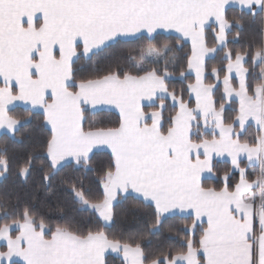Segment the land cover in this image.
<instances>
[{"label":"snow or ice","instance_id":"1","mask_svg":"<svg viewBox=\"0 0 264 264\" xmlns=\"http://www.w3.org/2000/svg\"><path fill=\"white\" fill-rule=\"evenodd\" d=\"M245 17L259 20L261 40L233 52L228 37L239 39ZM163 32L173 44L155 43ZM140 42L138 58L115 55ZM108 50L101 69L94 58ZM113 110L114 121L89 120ZM25 128L46 138L20 178L39 159L46 187L70 168L98 172V188L93 199L82 180L62 181L82 222L0 203V264H107L109 251L122 264H264V0H0V130L20 144ZM97 153L107 156L99 168ZM9 163L0 148V177ZM129 199L150 210L152 235L185 220L178 246L150 255L135 236L110 237Z\"/></svg>","mask_w":264,"mask_h":264},{"label":"trees","instance_id":"2","mask_svg":"<svg viewBox=\"0 0 264 264\" xmlns=\"http://www.w3.org/2000/svg\"><path fill=\"white\" fill-rule=\"evenodd\" d=\"M239 12L235 8H230L228 11L229 18L238 16ZM244 31L241 33L239 39H235V30L230 33L229 48L233 52L242 50L252 45L253 48L259 44L261 35L259 32V20L252 23L249 18L245 17ZM211 30H209L210 32ZM158 46L164 43L169 45L174 43V36L161 35V37L155 42ZM212 43V37L209 36V44ZM141 47H146V42H140L133 45H128L115 51V55L126 56L129 54L130 49H135L132 55L139 56ZM190 46L187 45L182 52L177 55H183L187 52ZM114 50H108L100 53L98 60V67L103 69L109 61V53ZM217 63L216 60L209 62V70L213 65ZM161 67H163V61H161ZM249 67L250 72L254 71L259 73L260 67L257 66L252 69L251 61L246 65ZM179 71V68L176 69ZM188 81H184L186 85ZM182 87L181 82L178 79H173L170 84V88H176L179 90ZM15 116L25 115L23 108H16L12 112ZM167 115V113H166ZM118 115L112 112H104L100 115L90 116V121H99L101 119L116 120ZM254 135V128L249 127L246 136ZM18 138L23 139V143L14 144L11 143L4 135H0V148L7 146V156L9 159V172L6 178L4 177L0 181V203H16L19 202L21 207L24 205L32 206L38 214L44 215L47 220L55 225L58 221L63 222L64 219L74 218L77 222H82L87 219L86 214L73 211V205L67 192L70 190V183L62 181H80L82 180L85 188H91L90 198H95L98 185L95 183L98 172L84 173L83 170L73 172L70 168L62 169L54 181L49 186H45L43 182V172L46 170V161L34 160L32 164V171L28 175L27 180H23L17 174L19 168L24 166L30 155H41L43 153L42 143L46 138V133L33 131L32 128L21 129L17 133ZM107 156L103 153H97L92 157L93 167L99 168L100 162L106 161ZM243 166V165H242ZM217 167L223 172L228 165L223 162H218ZM250 178H254L255 173L252 169H248ZM205 183L209 186H215L216 180H208ZM63 209L62 213L60 210ZM3 209L0 208V216L3 215ZM149 209L139 205L138 202L129 199L125 203L119 205L116 208V223L110 228L106 229L110 237L116 238H128L129 236H135L140 240L142 246L150 255L160 251H166L168 249H174L178 245L175 243L176 234L175 229L183 227L185 220L180 218H169L164 221L160 228V232L156 235H152L147 231V225L153 222V219L149 213ZM4 221L0 219V224ZM190 222V221H187ZM172 237L173 239H169ZM150 242V243H149ZM107 264H122V261L113 256H107Z\"/></svg>","mask_w":264,"mask_h":264},{"label":"crops","instance_id":"3","mask_svg":"<svg viewBox=\"0 0 264 264\" xmlns=\"http://www.w3.org/2000/svg\"><path fill=\"white\" fill-rule=\"evenodd\" d=\"M236 9V8H235ZM162 35H169L168 34V32H163L162 33ZM172 36H175V34L173 33L172 34ZM189 46H190V44H189ZM194 78V77H193ZM18 103H20V104H22V102H18ZM18 108H22V107H18ZM115 112V110H113L112 111V113H114ZM116 115H118V113H115ZM3 131L4 130H0V135H3ZM245 163H246V161H245ZM4 177H0V181L3 179ZM2 243L3 242H0V245H2ZM3 250H5L3 247H0V251H3ZM107 256H113V257H116V258H118V259H120L121 261H122V257L120 256V255H118V254H116V253H113V252H111V251H109L107 254H106V257Z\"/></svg>","mask_w":264,"mask_h":264}]
</instances>
